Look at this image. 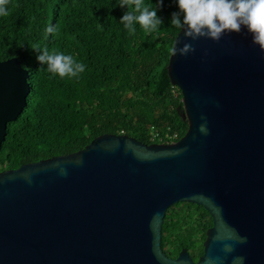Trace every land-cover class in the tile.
I'll use <instances>...</instances> for the list:
<instances>
[{"label": "water", "instance_id": "95a60500", "mask_svg": "<svg viewBox=\"0 0 264 264\" xmlns=\"http://www.w3.org/2000/svg\"><path fill=\"white\" fill-rule=\"evenodd\" d=\"M191 43L167 65L188 122L179 140L104 133L0 171V264H264V49L244 29ZM28 76L18 58L0 60V148L27 106ZM179 202L212 217L197 260L162 248Z\"/></svg>", "mask_w": 264, "mask_h": 264}, {"label": "trees", "instance_id": "16d2710c", "mask_svg": "<svg viewBox=\"0 0 264 264\" xmlns=\"http://www.w3.org/2000/svg\"><path fill=\"white\" fill-rule=\"evenodd\" d=\"M118 0H8L0 16V60L16 57L28 70L27 106L8 123L0 148V171L83 149L95 137L126 134L150 143L148 131L188 129L182 94L167 65L179 29L168 24L176 5L164 0V24L129 32L119 22ZM155 5V0H143ZM55 26L53 33L45 27ZM33 47L71 54L85 64L77 76L50 73ZM212 217L195 203L167 209L162 248L177 257L185 247L194 260L203 253Z\"/></svg>", "mask_w": 264, "mask_h": 264}, {"label": "clouds", "instance_id": "9594fccd", "mask_svg": "<svg viewBox=\"0 0 264 264\" xmlns=\"http://www.w3.org/2000/svg\"><path fill=\"white\" fill-rule=\"evenodd\" d=\"M176 8L168 17V24L183 31L185 39L179 47L172 49L173 54L187 55L195 51L191 41L199 37L219 40L222 35L240 32L242 29L251 34L252 42L264 49V0H172ZM8 0H0V16L8 14ZM125 9L119 22L128 31L135 32L138 24L146 32L155 31L164 24V18L158 10L164 6V0H155V5L145 4L143 0H118L116 6ZM46 33H53L55 26L45 27ZM178 40V38H177ZM177 44V41H176ZM35 59L46 66L50 73L60 77H75L85 70V64L73 58L71 54L49 51L47 47H33ZM201 131L206 127L201 125ZM243 239V238H242ZM243 261L242 257L238 258Z\"/></svg>", "mask_w": 264, "mask_h": 264}, {"label": "built area", "instance_id": "2783aa9c", "mask_svg": "<svg viewBox=\"0 0 264 264\" xmlns=\"http://www.w3.org/2000/svg\"><path fill=\"white\" fill-rule=\"evenodd\" d=\"M148 135L150 143L157 141L174 143L179 140V133L170 127L166 131H160L152 126L148 131Z\"/></svg>", "mask_w": 264, "mask_h": 264}]
</instances>
